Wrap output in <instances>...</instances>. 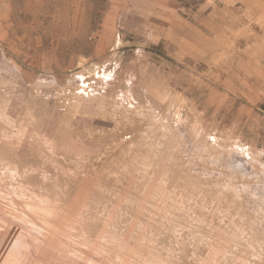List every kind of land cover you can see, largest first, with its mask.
<instances>
[{
    "label": "rangeland",
    "instance_id": "obj_1",
    "mask_svg": "<svg viewBox=\"0 0 264 264\" xmlns=\"http://www.w3.org/2000/svg\"><path fill=\"white\" fill-rule=\"evenodd\" d=\"M61 263L264 264V0H0V264Z\"/></svg>",
    "mask_w": 264,
    "mask_h": 264
},
{
    "label": "bare ground",
    "instance_id": "obj_2",
    "mask_svg": "<svg viewBox=\"0 0 264 264\" xmlns=\"http://www.w3.org/2000/svg\"><path fill=\"white\" fill-rule=\"evenodd\" d=\"M43 233V232H42ZM36 236V235H35ZM32 239V238H31ZM33 240V239H32ZM16 253L18 254V257H20L21 258V256H19V255H22L23 257L24 256H28V257H30L31 255H28L27 253H25V254H23V252L21 251V250H17L16 249ZM55 253V252H54ZM60 253V252H59ZM30 254V253H29ZM13 255V254H12ZM14 257V256H13ZM15 261H18V260H16L15 259V257L13 258ZM20 260V259H19ZM26 260H29L28 258L26 259ZM60 260V259H59ZM12 262V261H11ZM17 263V262H16ZM18 263H19V261H18ZM62 264V263H61Z\"/></svg>",
    "mask_w": 264,
    "mask_h": 264
}]
</instances>
